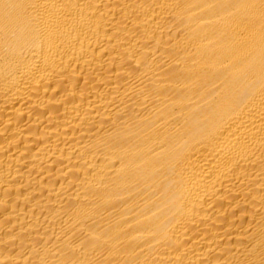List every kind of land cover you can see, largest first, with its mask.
<instances>
[{"label": "bare ground", "instance_id": "6f19581e", "mask_svg": "<svg viewBox=\"0 0 264 264\" xmlns=\"http://www.w3.org/2000/svg\"><path fill=\"white\" fill-rule=\"evenodd\" d=\"M0 264H264V0H0Z\"/></svg>", "mask_w": 264, "mask_h": 264}]
</instances>
